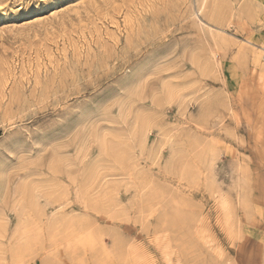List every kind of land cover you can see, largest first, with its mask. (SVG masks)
<instances>
[{
    "label": "rangeland",
    "instance_id": "1",
    "mask_svg": "<svg viewBox=\"0 0 264 264\" xmlns=\"http://www.w3.org/2000/svg\"><path fill=\"white\" fill-rule=\"evenodd\" d=\"M0 264H264V0H0Z\"/></svg>",
    "mask_w": 264,
    "mask_h": 264
},
{
    "label": "bare ground",
    "instance_id": "2",
    "mask_svg": "<svg viewBox=\"0 0 264 264\" xmlns=\"http://www.w3.org/2000/svg\"><path fill=\"white\" fill-rule=\"evenodd\" d=\"M207 1H205V3H206ZM209 3V2H208ZM201 4V3H200ZM202 5H204V0H202ZM201 7V6H200ZM206 7V6H205ZM217 16V15H216Z\"/></svg>",
    "mask_w": 264,
    "mask_h": 264
}]
</instances>
